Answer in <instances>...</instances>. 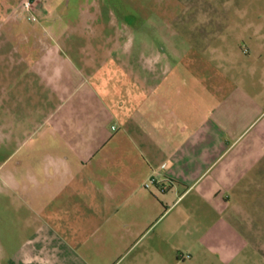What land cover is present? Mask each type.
<instances>
[{
    "label": "crops",
    "instance_id": "1",
    "mask_svg": "<svg viewBox=\"0 0 264 264\" xmlns=\"http://www.w3.org/2000/svg\"><path fill=\"white\" fill-rule=\"evenodd\" d=\"M262 6L252 25L249 11L225 14L255 37L241 72L204 56L201 40L156 44L151 27H123L146 33L137 48L129 36L71 40V56L47 32L28 45L34 57L25 34L8 37L3 104L10 113L16 88L18 103L29 98L37 150L11 187L35 232L16 250L0 245V264H122L147 237L146 264H264ZM209 14L184 9L162 31L198 35L212 23L219 33ZM158 220H177L184 249L168 242L169 227L150 238Z\"/></svg>",
    "mask_w": 264,
    "mask_h": 264
},
{
    "label": "rangeland",
    "instance_id": "2",
    "mask_svg": "<svg viewBox=\"0 0 264 264\" xmlns=\"http://www.w3.org/2000/svg\"><path fill=\"white\" fill-rule=\"evenodd\" d=\"M26 1L31 5L29 11L23 7ZM262 4L264 2L257 0H0V245L9 251L16 250L20 248L24 238L35 232L32 207L24 206L17 191L11 187L14 186L13 181L18 182L25 175L26 168L33 165L37 152L33 125L29 121L32 118L27 119L28 106H24L25 100L28 102L29 98L22 97L18 103L20 90L17 91L16 88L11 98L14 103L10 104V113H6L8 106L5 108L3 104L1 57L9 54L6 47L13 43V39L25 34V50L28 56L34 57L35 50L28 45L34 41L36 34L45 36L47 32V43H57L62 52L60 55L71 56L66 48L71 40L102 46L112 41L114 36L123 42L129 41V36L134 39V48H137L138 43L145 41L146 33L140 31L131 34L123 27L136 26L141 30L151 27L152 32L148 37L154 43L159 44L162 40H201L204 56L224 59V64L226 60H233L234 71L241 72L242 57L248 55L246 52L252 49L255 37L251 33L247 35L240 32L238 17L226 18L225 14L249 11L250 16L245 17V20L252 25L258 19L252 12L262 10ZM190 8H196L200 14L210 13V21H219L220 32L213 31L215 25L212 23L205 25L198 35L183 34L175 29L162 31L169 25L168 20L172 25L175 14ZM29 13L34 19L29 17ZM51 27L53 31L49 35ZM8 173L12 176H8ZM174 222L177 220H158L153 226V237L150 238H156L163 228L169 227L168 242L184 249L182 233L173 228ZM186 227L187 225H182L180 229L184 231ZM148 241L149 237L140 242L135 252L128 255L122 264H133L131 261L134 259H138V264H146L143 255L148 248ZM163 246L166 244L161 247ZM180 251L185 253L184 250ZM108 259L113 263L116 256L111 254ZM178 260L180 263L181 260ZM169 264L176 262L171 259Z\"/></svg>",
    "mask_w": 264,
    "mask_h": 264
},
{
    "label": "built area",
    "instance_id": "3",
    "mask_svg": "<svg viewBox=\"0 0 264 264\" xmlns=\"http://www.w3.org/2000/svg\"><path fill=\"white\" fill-rule=\"evenodd\" d=\"M23 7H24L25 10L29 11L31 5H30V3L28 1H26L24 3V6ZM29 17L32 18V19H34L33 15L31 13H29ZM152 184H153V180H149L147 183H145L144 186H145V188H148Z\"/></svg>",
    "mask_w": 264,
    "mask_h": 264
}]
</instances>
